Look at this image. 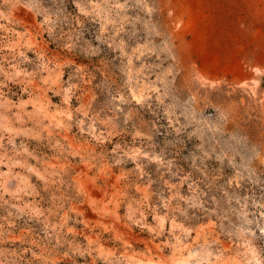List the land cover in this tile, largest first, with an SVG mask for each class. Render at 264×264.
Segmentation results:
<instances>
[{
    "label": "rangeland",
    "instance_id": "1",
    "mask_svg": "<svg viewBox=\"0 0 264 264\" xmlns=\"http://www.w3.org/2000/svg\"><path fill=\"white\" fill-rule=\"evenodd\" d=\"M149 255L264 264V0H0V264Z\"/></svg>",
    "mask_w": 264,
    "mask_h": 264
},
{
    "label": "bare ground",
    "instance_id": "2",
    "mask_svg": "<svg viewBox=\"0 0 264 264\" xmlns=\"http://www.w3.org/2000/svg\"><path fill=\"white\" fill-rule=\"evenodd\" d=\"M134 96H135V95H134ZM139 96H140V95H139ZM223 245H224V244H223ZM227 246H228V244H227ZM176 247H177V246H176ZM180 247H181V246H180ZM181 248H182V247H181ZM175 249H176V248H175ZM180 250H181V249H180ZM181 251H182V250H181ZM183 251H184V250H183ZM251 252H252V251H251ZM153 253H154V252H153ZM156 253H157V252H156ZM180 253H181V252H180ZM182 253H183V252H182ZM182 253H181V254H182ZM173 254H174V253H173ZM253 254H254V252H253ZM136 255H137V254H136ZM143 255H144V254H143ZM146 255H147V254H146ZM160 255H161V254H160ZM179 255H180V254H179ZM161 256H163V255H161ZM252 256H253V255H252ZM145 257H146V256H145ZM151 257H152V256H151ZM151 257H150V255H149L150 261H149V260L146 261V262H149V264H153V262L151 261ZM158 257H159V256H158ZM158 257H157V258H158ZM217 257H218V256H217ZM219 257H220V256H219ZM257 257H258V256H257ZM146 258L148 259V257H146ZM146 258H144V259L146 260ZM159 258H160V257H159ZM159 258H158V259H159ZM171 258H172V257H171ZM173 258H174V257H173ZM173 258H172V259H173ZM158 259H156V260H158ZM160 259H161V258H160ZM218 259H219V258H218ZM256 259H257V258H256ZM142 260H143V259H142ZM153 260H154V259H153ZM173 260H174V259H173ZM154 262H156V261H154ZM159 262H161V261H159ZM167 262H168V261H167ZM221 262H222V261H221ZM224 262H225V261H224ZM258 262H259V261H258ZM143 263L145 264L144 261H143ZM157 263H158V262H157ZM177 263H178V262H177ZM177 263H176V264H177ZM179 263H180V262H179ZM179 263H178V264H179ZM256 263H257V262H256ZM136 264H137V263H136ZM141 264H142V263H141Z\"/></svg>",
    "mask_w": 264,
    "mask_h": 264
}]
</instances>
